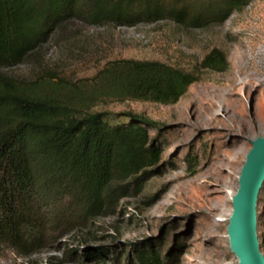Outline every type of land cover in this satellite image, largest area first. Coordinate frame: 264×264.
<instances>
[{"label":"rangeland","instance_id":"1","mask_svg":"<svg viewBox=\"0 0 264 264\" xmlns=\"http://www.w3.org/2000/svg\"><path fill=\"white\" fill-rule=\"evenodd\" d=\"M213 49L228 58L225 72L201 67ZM123 59L163 62L198 79L173 105L110 100L96 107L142 113L162 123L163 172L152 173L142 191L131 185L132 179L123 182L116 208L69 230L33 257H6L7 264H138L137 251L149 247L162 257L169 251L175 254L170 264H239L227 232L232 197L252 141L264 138V128H249L236 108L258 117L262 107L264 0H253L223 24L204 28L186 29L168 20L115 27L74 19L58 28L26 62L1 72L28 84L51 80L81 89L90 86L110 62ZM236 65L254 79L246 82L244 73H238L235 80ZM192 156L197 157L195 171L188 164ZM257 208L264 255V183ZM182 241L185 245L177 247Z\"/></svg>","mask_w":264,"mask_h":264},{"label":"trees","instance_id":"2","mask_svg":"<svg viewBox=\"0 0 264 264\" xmlns=\"http://www.w3.org/2000/svg\"><path fill=\"white\" fill-rule=\"evenodd\" d=\"M252 1L0 0V264L12 254L33 257L69 230L116 208L123 182L132 179L142 191L152 173L163 172L162 123L98 105L110 100L173 105L198 80L181 68L135 59L110 62L81 89L51 80L28 84L1 71L26 62L74 19L115 27L168 20L204 28L223 24ZM228 66L220 49L201 62L216 72ZM153 130L159 131L154 137ZM196 162V156L188 159L190 170ZM257 213L259 222L258 208ZM175 256L169 251L162 257L149 247L137 251L136 261L170 264Z\"/></svg>","mask_w":264,"mask_h":264},{"label":"water","instance_id":"3","mask_svg":"<svg viewBox=\"0 0 264 264\" xmlns=\"http://www.w3.org/2000/svg\"><path fill=\"white\" fill-rule=\"evenodd\" d=\"M252 145L232 197L233 211L227 226L230 249L239 264H264L257 235V200L264 183V138L258 137Z\"/></svg>","mask_w":264,"mask_h":264},{"label":"bare ground","instance_id":"4","mask_svg":"<svg viewBox=\"0 0 264 264\" xmlns=\"http://www.w3.org/2000/svg\"><path fill=\"white\" fill-rule=\"evenodd\" d=\"M237 64V63H236ZM236 71L234 72V79L238 81V76L236 74L238 73H244V75L246 76L245 81L249 82L252 81L254 79V77L252 75H250L249 73H247L246 71H243L238 65L235 66ZM243 76V77H245ZM236 81V82H237ZM242 83V80H241ZM251 84V83H250ZM235 104V103H234ZM238 104H235V106H237ZM242 105V104H241ZM238 107V106H237ZM239 108V107H238ZM260 111L258 110L257 115L258 117L254 114H248L242 107V109H240L239 111L236 108V112L239 113L241 115V117H245L248 120V127L249 128H253V129H263L264 128V95L262 97V107L259 108ZM245 124L243 123L242 126H244ZM258 203V200H257ZM258 218V215H257ZM258 235V234H257ZM260 245V243H259Z\"/></svg>","mask_w":264,"mask_h":264}]
</instances>
